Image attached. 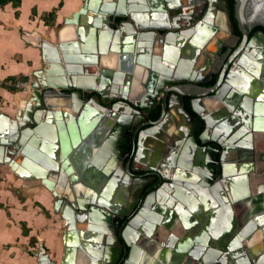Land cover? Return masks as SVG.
<instances>
[{"label":"water","instance_id":"obj_1","mask_svg":"<svg viewBox=\"0 0 264 264\" xmlns=\"http://www.w3.org/2000/svg\"><path fill=\"white\" fill-rule=\"evenodd\" d=\"M140 11L156 14L145 20ZM167 11L172 23L155 21ZM234 19L241 35L232 53ZM257 26L264 27V0H235L234 13L228 0H84L65 22L74 40L64 28L56 42L41 40L27 100L15 105L14 117L0 113V169L33 191L46 188L61 217L62 258L52 260L40 241L32 251L38 264H120L123 256V264H169V253L177 264L187 255L189 264H264V248L251 242V232L264 234V32L250 39ZM224 49L232 54L209 89L202 72ZM183 50L191 52L190 66L202 68L200 77L177 66ZM227 94L236 102L231 119ZM157 107L159 119L148 120ZM160 135L161 155L142 169V153ZM165 139L173 142L168 154ZM145 170L155 176H134ZM156 179L165 184L143 196ZM163 193L167 201L155 203L161 215L153 219L151 201ZM190 214L220 219L229 245L202 218L207 232L189 252Z\"/></svg>","mask_w":264,"mask_h":264},{"label":"crops","instance_id":"obj_2","mask_svg":"<svg viewBox=\"0 0 264 264\" xmlns=\"http://www.w3.org/2000/svg\"><path fill=\"white\" fill-rule=\"evenodd\" d=\"M83 1L84 0H22L21 5L18 8H15L12 3L0 7V76L3 78L26 77L32 80L34 72L41 68V51L38 48V44L42 39L49 40L53 43L56 42L57 31L65 28L66 20L80 10ZM61 2H63V7L58 9ZM162 7L163 11L165 8L167 9L168 5ZM55 9H58L55 24L54 26L47 25L45 22V16ZM140 12L138 14L143 16L145 20L148 19L150 14H156L155 11L154 13H152V11ZM169 14L168 11L162 13L155 18V21L160 24H166L167 22L172 23L173 17ZM89 30L87 29V36L92 38L93 34H90L92 30ZM67 40H74L73 36H69ZM176 61L177 66L181 64V69H183L188 76L196 78L200 77V71L202 68H197L196 65L193 67L190 66L192 61L190 50H183L181 53H178ZM29 94L30 93L16 92L0 86V113L9 117H14L16 114L15 105L26 101ZM109 139L108 136L104 139L103 148L109 149ZM159 151L160 149L159 146L157 147V143L155 144L153 142L148 145L144 151V156L142 157L143 161L139 166L146 169L148 165L153 164L157 159L155 154L161 155ZM94 153L96 154L97 151L95 150ZM27 186L28 184L15 176L10 168L7 166L1 167L0 264H38L37 257L32 252L33 249L38 248L31 245L34 240L38 246L40 241H44L52 260L59 262L62 258L63 245L61 241L64 237L62 227L61 235H59L58 229H55L53 226V223H55L54 218L50 219L42 210V208H45L49 211L45 198L46 196L47 198L49 196L47 193L45 194L41 191L46 188L33 191L30 189V186L26 188ZM103 186L105 187L106 185L104 184L102 187ZM7 188L11 189L9 190ZM13 188L14 190L18 188L26 190L30 189L29 191L31 193L28 192L27 199L25 198L26 200L22 201L19 196L15 194ZM11 203L12 206L15 205V207H12ZM182 205L184 206L183 208L185 211H190L188 206L185 204ZM190 205H192L193 210L197 209L196 207H202L199 203ZM216 208L215 210L217 211ZM190 216L191 219L189 220V225L191 234L187 236V240H185L184 244L189 252H191L190 250H194L192 248L201 245L198 241L202 235L207 232V230L201 225L202 218H205V221L209 222V227L216 226V235L220 241L224 243L226 242V245H229V232L226 235L222 232L221 229H225V225L220 223V219L218 220L216 217L208 221V219H206L208 217L202 215L200 216L202 217L201 220L197 221L194 216L191 214ZM177 221H180L179 217L177 218ZM21 223H24V226L27 225V234H24ZM263 236L264 234L261 231L251 232V237H253L251 242L253 241L255 243V245H252L254 249H258L259 247L260 249L264 248ZM216 246H218V244H216ZM173 252L175 251L173 250ZM56 254L58 257L57 260L55 259ZM187 258H189V255H187V257L185 256L184 262L179 264H189ZM75 264H79L78 258L75 261ZM169 264H177L172 260V255L170 253Z\"/></svg>","mask_w":264,"mask_h":264},{"label":"flooded vegetation","instance_id":"obj_3","mask_svg":"<svg viewBox=\"0 0 264 264\" xmlns=\"http://www.w3.org/2000/svg\"><path fill=\"white\" fill-rule=\"evenodd\" d=\"M163 6V5H162ZM161 6V7H162ZM264 32L262 29H258L257 27H255V28H253L252 29V31H251V33H250V39H252L253 38V36L255 35V34H257V33H260V32ZM229 33V32H228ZM241 35V34H240ZM239 34H238V32H237V29H236V34H235V36H233V35H231L230 33L227 35V38H228V42L229 43H231V45H232V47H233V51H232V53L239 47V44H240V40H238L237 39V36L239 37L240 36ZM261 44H264V43H261ZM260 44V45H261ZM262 46V49L264 50V45H261ZM231 53V54H232ZM229 54V55H228ZM229 52H226V49H224L222 52H221V54H220V56L221 57H219V58H216V59H211V58H209V59H211V60H208V62H209V65H208V70L207 71H203L202 72V74H203V80H205V85H206V87L207 88H211V87H213L216 83H217V81H218V78H219V73H220V71L222 70V68H223V66L225 65V63H226V60L228 59V57L231 55ZM239 54H241V53H239ZM227 56V58L225 59V57ZM207 62V63H208ZM252 89H253V85H252V87H251ZM223 100L225 101V102H227L229 105L227 106V107H225V109H224V113H226V114H231V116H229L230 117V119L232 118V115H234V109H235V107H233L232 105H233V103L235 102L234 100H235V97H234V95H230V94H227V95H225L224 97H223ZM186 103L188 104V101L186 100ZM235 104H236V102H235ZM207 109V111H210V112H212L208 107H206ZM222 116H223V113H222ZM159 117H160V112H159V109H158V107L156 108V109H154V111H153V113L149 116V119L148 120H158L159 119ZM229 117L228 118H226V119H229ZM213 118H215V117H213ZM215 119H218V120H221L222 119V117H218V118H215ZM231 132V130H229L228 132H225L224 133V135L223 136H226V135H228L229 133ZM232 135V134H231ZM231 135H229L228 136V138L229 137H231ZM161 136V137H160ZM160 136H158L157 137V147L158 146H160L161 145V142H163V138H162V135H160ZM168 138V137H167ZM172 140L171 139H165L164 140V143H165V147L162 149V152L165 154L166 152V154H168L169 152H171V151H173V142H171ZM263 146V145H262ZM171 148V149H170ZM263 153H264V146H263ZM140 167V166H139ZM143 169V168H142ZM136 178H141V179H146V178H152V177H154L155 176V174H154V172H147L146 170L145 171H141V172H138V173H135V175H134ZM163 183H164V181H163ZM163 183H160V180H158V179H156L153 183H151L148 187H147V189H145L144 190V192L146 191V190H148V191H146L145 193L143 192V196L145 195V196H149V195H151V194H153V193H155L158 189H159V187H161V185H163ZM80 184V183H79ZM165 184V183H164ZM104 188V187H103ZM74 189V188H73ZM47 190V189H46ZM48 191V190H47ZM175 192H177V189L175 188V189H173V187H171L170 188V191H169V195L173 198V195H174V193ZM51 194V193H50ZM132 198L133 197H131L130 196V198H128V201H127V204H126V208H129V204L131 203V201H132ZM140 201H141V199H140ZM53 207H54V205H53ZM155 208V207H154ZM140 208H138L137 206L135 207V208H133V210L131 211V213L132 214H134V212H136V211H138ZM128 222V220H127V218L125 217V218H123V221H122V223L124 224V223H127ZM257 231H261L260 229H258ZM257 231H255V232H257ZM262 232V231H261ZM161 232L160 231H158V229L157 230H155V236L156 235H158V236H160L159 234H160ZM62 245H63V239H62ZM62 252H63V250H62ZM127 259V256H123V259H121V261H120V264H123L124 263V261Z\"/></svg>","mask_w":264,"mask_h":264},{"label":"rangeland","instance_id":"obj_4","mask_svg":"<svg viewBox=\"0 0 264 264\" xmlns=\"http://www.w3.org/2000/svg\"><path fill=\"white\" fill-rule=\"evenodd\" d=\"M58 32V31H57ZM42 188H44V187H42ZM7 189H11V188H7ZM13 190H14V188H13ZM13 190H12V192H13ZM42 192H44L45 194L47 193V195L49 196L48 198H47V196L45 197L46 198V204H47V206H48V208H49V211H47L45 208H42V210H43V212L47 215V217H49L50 219L51 218H54V222L55 223H53V226H54V228L55 229H58V234L59 235H61V227H62V222H61V217L59 216V215H56L55 214V212H54V207H53V203H54V199H53V196L49 193V192H47V190L46 189H43V190H41ZM14 192H15V194L17 195V196H19V198L22 200V201H25L27 198V196H28V192H30L29 190H26V189H23V188H18V189H15L14 190ZM31 193V192H30ZM32 194H33V192H32ZM44 196V195H43ZM26 198V199H25ZM11 206H12V203H11ZM32 206H33V204H32ZM12 207H15V205L14 206H12ZM25 209V208H24ZM17 211V210H16ZM26 211V210H25ZM21 227H22V229H23V231H24V234H27V225L26 226H24V223H21ZM51 227H52V225H51ZM50 238V237H49ZM49 241H50V239H49ZM49 241H48V243H49ZM31 244V243H30ZM31 245H34L33 247H38V244L37 243H33L32 242V244ZM57 254L55 255V259L57 260Z\"/></svg>","mask_w":264,"mask_h":264},{"label":"trees","instance_id":"obj_5","mask_svg":"<svg viewBox=\"0 0 264 264\" xmlns=\"http://www.w3.org/2000/svg\"><path fill=\"white\" fill-rule=\"evenodd\" d=\"M229 1V5H230V8H231V11L234 13V5H235V0H228ZM21 2L22 0H0V7H4L5 5H8L9 3H12L14 5L15 8H18L20 5H21ZM63 7V2L60 3L59 5V8L58 9H61ZM58 9H55L54 11L50 12L49 14H47L45 16V22L47 23V25H52L54 26L55 24V20H56V14H57V10ZM18 15V13H17ZM118 23H120L122 21L121 18H118L117 19ZM234 22H235V25H236V29H237V32L238 34L240 35V31L237 27V21L234 19ZM258 29H262L264 31V27L262 26H257ZM21 79H28L26 77H22ZM188 101V99H187ZM188 105H189V101H188ZM33 243L35 244V240L33 241ZM34 246V245H33Z\"/></svg>","mask_w":264,"mask_h":264},{"label":"built area","instance_id":"obj_6","mask_svg":"<svg viewBox=\"0 0 264 264\" xmlns=\"http://www.w3.org/2000/svg\"><path fill=\"white\" fill-rule=\"evenodd\" d=\"M0 86L16 92L30 93L32 90V81L31 79L25 80L14 77L3 78L0 76Z\"/></svg>","mask_w":264,"mask_h":264},{"label":"bare ground","instance_id":"obj_7","mask_svg":"<svg viewBox=\"0 0 264 264\" xmlns=\"http://www.w3.org/2000/svg\"><path fill=\"white\" fill-rule=\"evenodd\" d=\"M163 24V23H162ZM68 28L69 27H66V28H64V30L62 31V35L64 36V38L66 39V38H68L69 36H71V34H70V32H68ZM177 67V66H176ZM181 67V66H180ZM182 68V67H181ZM60 101L61 100H59L58 102L60 103ZM151 136H153V135H151ZM144 156V152L142 153V156L141 157H143ZM123 179V178H122ZM124 180H125V178H124ZM124 183H125V181H124ZM126 184V183H125ZM66 188H67V186L66 187H61V188H59V191L60 192H62L61 194H65V192H66ZM119 188H120V184H119ZM118 188V189H119ZM102 189H104V188H102ZM117 189V190H118ZM117 190H116V192H117ZM101 191H103V190H101ZM167 191V193H168V195H169V191H170V189H167L166 190ZM166 193V192H165ZM100 194V193H99ZM98 197L101 199L102 198V195H98ZM166 197H165V195H164V193L161 195H159L158 196V198L156 197L155 198V200L153 201H151V202H153V204L149 207V210H150V212H149V214H151V213H153V215L151 214V215H148V216H151V218L153 217V219L155 218V216L158 214V216L160 217V215H161V213H158V212H155V209H154V205H155V203L156 202H159V203H162L163 202V204H164V202H166L167 200H164ZM103 199V201L104 202H108V201H106L104 198H102ZM149 221V220H148ZM150 222V221H149Z\"/></svg>","mask_w":264,"mask_h":264}]
</instances>
